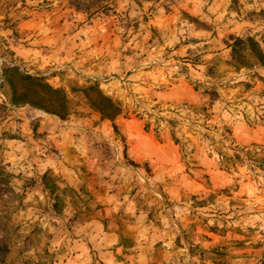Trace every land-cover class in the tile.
<instances>
[{
	"label": "rangeland",
	"instance_id": "obj_1",
	"mask_svg": "<svg viewBox=\"0 0 264 264\" xmlns=\"http://www.w3.org/2000/svg\"><path fill=\"white\" fill-rule=\"evenodd\" d=\"M234 37L264 50V0H0V264H264V67Z\"/></svg>",
	"mask_w": 264,
	"mask_h": 264
},
{
	"label": "trees",
	"instance_id": "obj_2",
	"mask_svg": "<svg viewBox=\"0 0 264 264\" xmlns=\"http://www.w3.org/2000/svg\"><path fill=\"white\" fill-rule=\"evenodd\" d=\"M84 10H86V8H84ZM230 41L231 42L227 46V48L229 49L228 64L232 68H250L256 65L264 67V50L251 37H234L231 38ZM3 75L5 78L7 76H13L22 82L30 81L36 85H39L42 89H44V91L48 95V99L50 101L59 103L58 107L60 108L58 112H51L47 109L44 111L48 114L57 113L60 118H64L67 114L68 101L64 93L60 89L52 88L48 84L41 83L35 78L29 77L27 75H22L18 73L15 68H6L4 70ZM80 93L86 104L99 115L100 120L113 121L116 117L119 116L121 112L120 107L116 103H114L110 98L103 95L97 89V87L87 86L81 89ZM17 101L20 104H24V102L14 100L15 103H17ZM54 198H57V196H54Z\"/></svg>",
	"mask_w": 264,
	"mask_h": 264
},
{
	"label": "crops",
	"instance_id": "obj_3",
	"mask_svg": "<svg viewBox=\"0 0 264 264\" xmlns=\"http://www.w3.org/2000/svg\"><path fill=\"white\" fill-rule=\"evenodd\" d=\"M108 239H111V238H107V237H106V240H108ZM79 256H80V255H79ZM106 258L108 259V257H106ZM109 260H110V259H109ZM107 263H111V262H107Z\"/></svg>",
	"mask_w": 264,
	"mask_h": 264
}]
</instances>
